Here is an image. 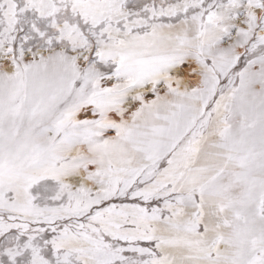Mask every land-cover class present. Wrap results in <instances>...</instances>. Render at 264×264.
<instances>
[{
  "label": "snow or ice",
  "instance_id": "1",
  "mask_svg": "<svg viewBox=\"0 0 264 264\" xmlns=\"http://www.w3.org/2000/svg\"><path fill=\"white\" fill-rule=\"evenodd\" d=\"M0 264H264V0H0Z\"/></svg>",
  "mask_w": 264,
  "mask_h": 264
}]
</instances>
